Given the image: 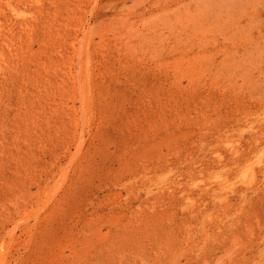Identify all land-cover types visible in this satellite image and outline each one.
I'll use <instances>...</instances> for the list:
<instances>
[{"label": "rangeland", "instance_id": "374dc122", "mask_svg": "<svg viewBox=\"0 0 264 264\" xmlns=\"http://www.w3.org/2000/svg\"><path fill=\"white\" fill-rule=\"evenodd\" d=\"M0 264H264V0H0Z\"/></svg>", "mask_w": 264, "mask_h": 264}]
</instances>
